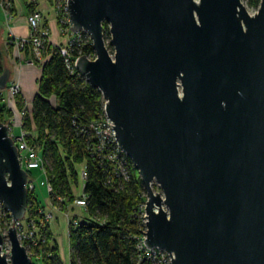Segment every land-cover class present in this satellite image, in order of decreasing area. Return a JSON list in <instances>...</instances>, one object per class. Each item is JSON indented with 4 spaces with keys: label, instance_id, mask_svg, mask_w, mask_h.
I'll use <instances>...</instances> for the list:
<instances>
[{
    "label": "water",
    "instance_id": "obj_1",
    "mask_svg": "<svg viewBox=\"0 0 264 264\" xmlns=\"http://www.w3.org/2000/svg\"><path fill=\"white\" fill-rule=\"evenodd\" d=\"M67 12L95 54L75 69L145 189V247L171 264H264V0L253 15L241 0H68ZM27 179L0 123V203L13 223ZM6 237L0 264H32L15 226Z\"/></svg>",
    "mask_w": 264,
    "mask_h": 264
},
{
    "label": "trees",
    "instance_id": "obj_2",
    "mask_svg": "<svg viewBox=\"0 0 264 264\" xmlns=\"http://www.w3.org/2000/svg\"><path fill=\"white\" fill-rule=\"evenodd\" d=\"M243 1L249 10H257L260 2ZM102 26L104 42L113 53L107 23ZM59 27L64 28L60 24ZM41 54L46 57L39 64L38 92L32 99L30 114L23 113L20 127L26 133L28 145L42 159L52 204L63 209L67 202H84L80 207L82 217L73 215L68 224V264H148L136 248L145 230L137 208L145 202L146 195L138 173L129 159L124 164L117 159L122 165L115 172L113 164L103 161L95 150L99 142L89 126L105 118L100 92L79 72H69L58 46L48 45ZM78 55H93L91 43L72 49L71 56ZM3 70L0 53V75ZM5 116L9 117L10 112L3 105L0 92V123H6ZM104 147V151H116L107 142ZM79 166L83 168L84 178L81 195L75 200L72 185L78 184ZM27 200L24 219H43L33 190H28ZM10 221L7 214L0 218L2 224ZM36 224L39 228V221ZM35 238L37 246L30 249L31 254L40 255L43 264H63L47 227L45 231L39 228Z\"/></svg>",
    "mask_w": 264,
    "mask_h": 264
},
{
    "label": "built area",
    "instance_id": "obj_3",
    "mask_svg": "<svg viewBox=\"0 0 264 264\" xmlns=\"http://www.w3.org/2000/svg\"><path fill=\"white\" fill-rule=\"evenodd\" d=\"M58 1L60 3L61 9L57 8L60 12V19H58V17L56 16V22L59 21V23L58 22L57 23L64 26V28H62L59 33L61 37H64L66 39V42L58 46V49H59L60 55L63 57L65 61V65L67 69L69 70L70 73H73L74 71H76L75 69L76 61L81 55H78L76 57L71 56L72 49L78 50L80 47L85 46L88 43H91V39L89 35H87L84 32L72 33L70 31V24H69L68 12H67L68 0H58ZM53 2L55 3V5L57 4V0H53ZM36 3H37L36 0H29L28 2L29 6L35 5V7H33V11L26 18L28 31H29L28 36L18 39L15 42L18 49L23 50V51H26L24 50L26 48L28 49L26 52L29 55V59L31 58V55H39L45 49L46 46L51 45L49 43L48 30L47 28H44L42 26V23H43L42 13L37 8ZM241 3L246 8L245 2L243 0H241ZM0 7L3 9L5 13L6 20L9 22V20L11 19L10 11L12 9V0H0ZM252 11H253L252 13H249V12L248 13L250 15H253L255 14L257 10H252ZM54 12H56L55 13L56 15L57 14L56 8L54 9ZM12 38L14 39L15 37L12 35ZM86 57L90 61L95 60L94 52H93V55H87ZM10 92L12 94H16L19 92V90L17 86L14 85L10 87ZM89 127L93 133L94 139L96 137L99 142L95 146V150L96 152L100 153L101 159L103 161L111 162L113 164V168L115 172L117 170H120L122 163L124 164L125 162H127L128 158L117 146V143L114 137L112 123L105 116L103 120H100L96 122L95 124H90ZM9 135L14 140V144L17 147L21 168L26 172L32 169H37V168L42 169V159L38 155L36 149H34L33 147H30L28 143L26 142V133L22 131L18 136L14 137L9 131ZM105 142H107L109 146L114 145L116 151H110V152L104 151V149H106L104 147ZM23 152H25L24 155L22 154ZM117 159L121 160L122 163H119ZM83 178H84V173L82 172L81 179ZM26 187H27V190H34V186L30 182H27ZM48 189L50 192L49 187ZM76 202L78 203L79 207L84 206L83 201L77 200ZM137 212H138V217L140 218L141 222L143 223L145 227V223H146L145 202L138 205ZM38 213L42 214L40 212ZM6 214L10 216L8 211H4V208L2 207V204L0 203V218H3V216ZM47 220L48 218H46L45 216L42 220L29 218L28 220H25V226L22 225V221L18 223H13L10 221L11 223L9 226L16 227L17 238L20 244L25 247L27 253H30L31 248H34L35 246H37L35 235L37 231L39 230V228L42 231L46 230L45 224ZM38 221H39V228L36 224V222ZM144 233H145V230H144ZM144 233H143L142 238L139 240L138 245L136 246L137 251L140 252L141 257L144 256L148 264H171V257L167 255L165 252L161 250H157V249L148 250L145 247ZM40 239H42L43 241V238L40 237Z\"/></svg>",
    "mask_w": 264,
    "mask_h": 264
},
{
    "label": "crops",
    "instance_id": "obj_4",
    "mask_svg": "<svg viewBox=\"0 0 264 264\" xmlns=\"http://www.w3.org/2000/svg\"><path fill=\"white\" fill-rule=\"evenodd\" d=\"M36 1V6L42 13L43 17L42 26L44 28H47L48 33H50L49 43L52 46H60L64 44L66 42V39L64 37H61L60 33L58 32L59 30L57 27L56 15L53 10L52 4L49 2V0ZM28 2L29 0H22V3L12 0V9L10 11L11 19L9 20V22L5 18L3 9L0 7L6 24L5 29L1 32L0 35V53L2 55L3 68L4 70H8L9 72V78L5 88L6 90L4 89L5 91L2 92V102L10 112V119L8 120L10 124L7 125L11 134L14 129H17L18 134L22 132V129L20 127L22 116L24 115L23 113L25 111L29 114L31 112V102L38 92V82L41 77V68L39 64L43 63L46 57L43 54H39L31 55V58L29 59V55L26 51L20 50L15 46V42L18 39L28 36L29 33L26 18L33 11V7H35V5L29 6ZM10 33L15 37L14 39L12 38V35ZM14 85L19 87L20 89L18 96H13L10 93V87ZM7 88H9V91L7 90ZM17 99L20 100L19 103L17 102ZM49 205L56 212L57 216L59 217V222L62 224V227H65L66 230L69 222L73 217L72 214L75 213L76 210H81L80 207L76 208L72 204V207H70V205L66 206V208L68 209L67 212H62L58 209V205L52 204V201ZM62 210H64V208ZM39 212L45 214V217L48 218L45 226L51 233L49 222L51 221L50 218L52 217V214L45 213L42 208L39 209ZM75 216L78 217L77 215ZM54 240L56 239L54 238ZM55 244L58 246V241H55ZM67 249H69L68 244ZM66 256H69V253H67L66 248H64L63 258H61L63 263L65 262Z\"/></svg>",
    "mask_w": 264,
    "mask_h": 264
},
{
    "label": "rangeland",
    "instance_id": "obj_5",
    "mask_svg": "<svg viewBox=\"0 0 264 264\" xmlns=\"http://www.w3.org/2000/svg\"><path fill=\"white\" fill-rule=\"evenodd\" d=\"M15 1L19 2V3H22V0H15ZM49 2L52 4L54 9L56 8V10H57L56 16L58 17V19H60V12L57 9V8L61 9L59 1L57 0V4L56 5L54 3L55 1L53 2V0H49ZM246 10H248L249 13L253 12L252 10H249V9H246ZM57 22L59 23V21H57ZM5 27H6V24H5V21H4V17H3V14L1 13V10H0V35H1V32L5 29ZM57 27H58V30H59L58 32H60V30L62 28L59 27V24H57ZM15 46H16V44H15ZM16 48H17V46H16ZM24 50L27 51L28 49L26 48ZM17 88L20 91L19 87H17ZM8 89L9 88H7V90ZM5 90L1 91V94ZM12 95L13 96H18L19 92L16 93V94H12ZM7 116L3 117L4 122H6L5 125L10 124L8 122L10 117H7ZM17 134H18L17 129H14L13 132H12V135L15 137V136L19 135V134L18 135ZM22 154L24 155L25 152H23ZM82 169H83L82 166H79L77 168L78 174H79L78 184L74 185V186L72 185V195L74 196L75 200H77L78 199L77 197H79L81 195V190H82L81 173H82ZM27 173H28V182L32 183L33 186H34V193H35V196L37 198L38 205L45 211V213L52 214V217L50 218L51 221L49 222V228H50V231H51V238H55L56 239L55 241H58V244H59L58 245L59 246V255H60L61 258H63V249L64 248H66L67 253H69V249H67L68 241L66 242V231L67 230L65 229V227H62V224L59 222V219H58L59 217L57 216L56 212L52 209V207L49 205V204H51V201H50V197H49V189H48V186H47V183H46V179H45V176H44V171L41 168H37V169H32V170L28 171ZM152 189H153V191L155 193L161 192L160 188L156 184H152ZM72 204L76 208L79 207L77 202H73V203H68L67 202V205H70V207H72L71 206ZM58 207H60V206H58ZM58 209L61 210L62 212H67L68 211V209L66 207L64 208V210H62V208H58ZM82 214L83 213H82L81 210H79V211L76 210V212L73 213L72 215H77L78 217H80V215H82ZM44 216H45V214H44ZM36 219L38 220V218H36ZM11 222H12V219H11ZM11 222H9L7 224H2L0 222V233L2 234V236H4L3 245H2V253L6 254L7 257L9 256V252H10V243H9V241H8V239H7L5 234L7 233V230L10 227H12V226H9ZM22 225L25 226V219L22 220ZM28 254L30 256L32 255V258H31L32 259V264H43L42 261L40 260V258H41L40 255L31 254V253H28ZM65 258L66 259H65V262L63 264H68L69 256H66ZM8 260H9V257H8Z\"/></svg>",
    "mask_w": 264,
    "mask_h": 264
},
{
    "label": "bare ground",
    "instance_id": "obj_6",
    "mask_svg": "<svg viewBox=\"0 0 264 264\" xmlns=\"http://www.w3.org/2000/svg\"><path fill=\"white\" fill-rule=\"evenodd\" d=\"M10 130L8 129V132H9ZM4 211H6L5 209H4Z\"/></svg>",
    "mask_w": 264,
    "mask_h": 264
},
{
    "label": "clouds",
    "instance_id": "obj_7",
    "mask_svg": "<svg viewBox=\"0 0 264 264\" xmlns=\"http://www.w3.org/2000/svg\"><path fill=\"white\" fill-rule=\"evenodd\" d=\"M106 44V43H105ZM110 51V50H109ZM112 54V53H111ZM28 180V179H27ZM34 191V190H33ZM31 258V257H30Z\"/></svg>",
    "mask_w": 264,
    "mask_h": 264
}]
</instances>
